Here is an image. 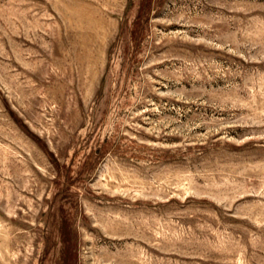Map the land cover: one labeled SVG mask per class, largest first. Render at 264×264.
Instances as JSON below:
<instances>
[{"label": "rangeland", "instance_id": "374dc122", "mask_svg": "<svg viewBox=\"0 0 264 264\" xmlns=\"http://www.w3.org/2000/svg\"><path fill=\"white\" fill-rule=\"evenodd\" d=\"M0 264H264V0H0Z\"/></svg>", "mask_w": 264, "mask_h": 264}]
</instances>
